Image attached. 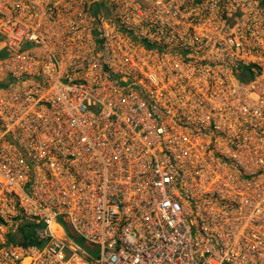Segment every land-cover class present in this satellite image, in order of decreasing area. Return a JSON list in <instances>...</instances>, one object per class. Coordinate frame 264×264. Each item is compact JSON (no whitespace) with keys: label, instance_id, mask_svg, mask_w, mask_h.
Listing matches in <instances>:
<instances>
[{"label":"built area","instance_id":"built-area-1","mask_svg":"<svg viewBox=\"0 0 264 264\" xmlns=\"http://www.w3.org/2000/svg\"><path fill=\"white\" fill-rule=\"evenodd\" d=\"M0 264H264V0H0Z\"/></svg>","mask_w":264,"mask_h":264},{"label":"trees","instance_id":"trees-1","mask_svg":"<svg viewBox=\"0 0 264 264\" xmlns=\"http://www.w3.org/2000/svg\"><path fill=\"white\" fill-rule=\"evenodd\" d=\"M241 80L247 81L253 78V72L250 69L244 68V72L239 75ZM41 225H34L31 223L25 224L20 228L21 238L19 244L24 246L30 245H41L42 242H39V238L36 233V229L42 228Z\"/></svg>","mask_w":264,"mask_h":264},{"label":"rangeland","instance_id":"rangeland-1","mask_svg":"<svg viewBox=\"0 0 264 264\" xmlns=\"http://www.w3.org/2000/svg\"><path fill=\"white\" fill-rule=\"evenodd\" d=\"M80 245H82V246H83V245H84V241H81V242H80Z\"/></svg>","mask_w":264,"mask_h":264}]
</instances>
